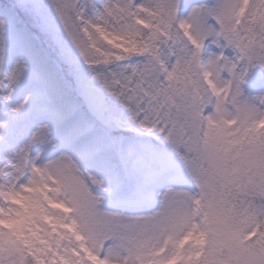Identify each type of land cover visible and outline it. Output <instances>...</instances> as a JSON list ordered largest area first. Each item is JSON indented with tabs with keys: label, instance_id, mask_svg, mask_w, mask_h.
Returning <instances> with one entry per match:
<instances>
[{
	"label": "snow or ice",
	"instance_id": "6c2138e0",
	"mask_svg": "<svg viewBox=\"0 0 264 264\" xmlns=\"http://www.w3.org/2000/svg\"><path fill=\"white\" fill-rule=\"evenodd\" d=\"M0 264H264V0H0Z\"/></svg>",
	"mask_w": 264,
	"mask_h": 264
}]
</instances>
